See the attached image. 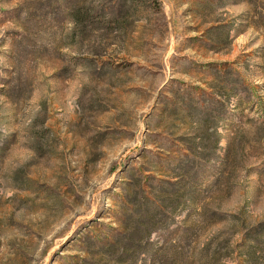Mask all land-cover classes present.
Instances as JSON below:
<instances>
[{"label":"rangeland","instance_id":"obj_1","mask_svg":"<svg viewBox=\"0 0 264 264\" xmlns=\"http://www.w3.org/2000/svg\"><path fill=\"white\" fill-rule=\"evenodd\" d=\"M161 180L143 264H264V0H0V264H116Z\"/></svg>","mask_w":264,"mask_h":264},{"label":"trees","instance_id":"obj_2","mask_svg":"<svg viewBox=\"0 0 264 264\" xmlns=\"http://www.w3.org/2000/svg\"><path fill=\"white\" fill-rule=\"evenodd\" d=\"M225 27L226 25H223V28ZM225 91V94H222V100H225L224 103H227L226 101L230 100L228 96L232 94L234 90L232 88H229L225 89ZM239 96L242 95H238V97ZM253 102V100L249 99V103ZM226 124L229 123L227 122ZM158 184L168 186L170 190L165 189L164 191H160L156 189V186L151 187L150 193L146 194V192L144 191L141 192V190L135 189L137 191H135L134 194H129L124 199L122 207L123 209H125V213L122 217H120L121 219L118 221L120 225V231H118L119 235L117 239H115V241H109L102 244L106 247H112L115 248V250L117 249L115 251V254H118L119 259L116 264H143L144 259L147 258L148 253L150 252L149 249L150 246H152L151 240L153 234H156L160 239L165 240V238H167L171 234L176 233V230L172 229L171 224L168 225L165 229L159 230V225L162 224L161 218L166 216L167 212L175 215V218L178 217V215L185 210L188 203L182 202V200L179 198L181 188L178 187L179 183H177L176 181L161 180L158 181ZM161 197L172 198L170 200L174 203L171 207H164L162 205H159L158 203ZM149 210H152L153 213L149 218H146V216H148L147 214ZM179 227L180 226H178L177 228ZM262 228L263 225L262 227H258V229L255 230H257V232L259 233ZM109 229L112 230L111 228ZM260 233L259 235H261ZM94 240L96 244L101 245V241L98 242V239ZM245 245V235L243 234L240 247H243ZM257 254V251L248 253V256L246 255V253H244V256L241 259H238V261H236V263L234 264H260L259 255Z\"/></svg>","mask_w":264,"mask_h":264}]
</instances>
